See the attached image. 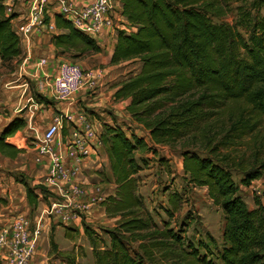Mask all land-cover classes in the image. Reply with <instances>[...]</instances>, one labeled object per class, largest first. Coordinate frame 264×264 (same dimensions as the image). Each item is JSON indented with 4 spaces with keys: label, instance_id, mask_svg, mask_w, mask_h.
<instances>
[{
    "label": "trees",
    "instance_id": "16d2710c",
    "mask_svg": "<svg viewBox=\"0 0 264 264\" xmlns=\"http://www.w3.org/2000/svg\"><path fill=\"white\" fill-rule=\"evenodd\" d=\"M237 18L228 21V0H122L123 14L135 31L118 33L111 64L139 60L140 70L122 80L114 96L130 99L127 110L148 131L149 141L120 126L106 124L101 137L116 190L102 204L120 216L101 232L85 221L95 264H264V202L255 197L250 208L232 170L238 168L246 187L264 178V158L238 160L227 147L255 134L264 123V0H240ZM0 3V57L4 66L23 57L24 50L12 20ZM49 22V18L46 20ZM60 30L51 37L56 56L78 58L103 51L98 41L74 27L59 13ZM26 126L14 117L0 133V152L17 157L22 148L6 139ZM183 142V171L193 186L206 187L222 209L221 243L212 234L198 242L186 237L188 223L171 227L183 208L180 193H169V220L160 226L145 208L139 191L142 170L137 151L154 152L158 145ZM192 148L201 149V151ZM164 161V160H163ZM100 173V172H99ZM31 208L47 197L43 184L20 181ZM0 197V202H5ZM189 219V218H188ZM68 230L76 228L67 226ZM52 250L59 249L54 236ZM74 252L68 264H78ZM0 264L4 262L0 259Z\"/></svg>",
    "mask_w": 264,
    "mask_h": 264
},
{
    "label": "built area",
    "instance_id": "2783aa9c",
    "mask_svg": "<svg viewBox=\"0 0 264 264\" xmlns=\"http://www.w3.org/2000/svg\"><path fill=\"white\" fill-rule=\"evenodd\" d=\"M14 6V3L8 5L7 10L11 12ZM57 13L97 41L113 38L121 30H136L123 14L122 0H31L26 10L12 20L24 55L32 48L34 33L51 24ZM47 62V58H39L38 66L43 67ZM104 75L103 68H84L68 60L58 63L50 87L56 100L67 103L66 108L44 129L31 126L32 134L28 137L35 168L44 173L49 203L34 225L25 213L0 222V254H3L0 259L4 264H33L44 216L56 215L65 223L84 222L96 205L104 201L99 196L101 186L92 184L90 176L84 173L90 160L97 158L101 164L102 132L85 109L76 113L72 110L76 94L98 88Z\"/></svg>",
    "mask_w": 264,
    "mask_h": 264
},
{
    "label": "rangeland",
    "instance_id": "374dc122",
    "mask_svg": "<svg viewBox=\"0 0 264 264\" xmlns=\"http://www.w3.org/2000/svg\"><path fill=\"white\" fill-rule=\"evenodd\" d=\"M8 1L6 6V12L19 16L30 5L31 0H0V3ZM230 3V12L227 17L228 21H234L237 18V7L241 4L240 0H228ZM15 4L13 10L9 12L7 10L8 5ZM264 14V8L262 9ZM110 39H104V41H98L102 47L111 45ZM109 40V41H108ZM47 38L44 45H47ZM91 55V54H90ZM90 55L74 58L72 54H62L59 56L58 63L62 60H68L80 64L84 68L97 67L94 63H91ZM90 64V65H88ZM142 64L139 60H132L121 66L123 70H129L128 74H134L138 72ZM13 65L8 64L6 66H0V74H8L13 71ZM33 94L35 93L34 90ZM0 93V102H1ZM3 98V97H2ZM10 111L4 105H0V133L9 124L7 118L10 116ZM128 135L135 132L139 136L146 138L149 141L148 131L140 125L133 122L124 121ZM131 123V125H129ZM29 129V128H28ZM20 130L19 133L6 139L7 142L14 144L18 148H22V154H19L15 158H10L3 155L0 152V196L6 201L0 202V211L4 214H13L16 216L18 213H25L30 217L31 223L34 225L38 217L43 214L45 205L49 203L48 191L46 189L47 197L44 198V202L39 204L37 208H31L27 201L25 186L20 182L22 178L27 179L32 185L43 184L44 173H39L37 169L31 166H26L27 163L33 162L32 143L28 136L32 134L31 130ZM183 142L177 143L173 146L158 145L156 147L157 152H142L137 151L136 156L141 162L142 170L138 173L139 176V191L145 200V208L150 212L157 223L162 226L163 222L169 220L165 214L164 208L170 207L168 202L169 193L176 191L180 193L183 199V208L177 213L176 217L171 222V227L179 228L180 223H188L190 225L187 228L186 237L192 241L198 242L201 238L207 239L208 233L212 234L221 243L222 232L224 227V216L222 209L214 204L213 200L209 197L206 187H197L190 185L186 181V177L183 171ZM30 147V150L28 149ZM193 150L201 151V149L192 148ZM228 151L238 160H243L245 163H252L254 154L260 153V158H264V123L258 129L255 134L247 135L243 140L235 143L223 149ZM164 160V161H163ZM98 170V171H97ZM93 172L92 177H89L90 181L94 185L101 186L99 196L104 198L111 192L113 188H116L113 182L109 179V167H101L95 170H85V175ZM100 172V173H99ZM233 177L237 183L240 184V193L247 202L250 208L255 207V197H259L264 202V178H259L252 182L249 187L241 184L243 177L242 172L235 168L232 170ZM9 205V208H7ZM13 208V209H12ZM12 210V211H11ZM51 227L50 230L42 226V233L40 236L38 248L32 262L35 258L40 256L47 259L48 264H68L66 256L70 252H74L77 256L78 264H93V255L90 250V243L85 235L78 230H70L69 234L72 237H66L63 234L55 232L56 225L62 224L58 222L59 217L51 215ZM189 218V219H188ZM5 219V218H4ZM120 216L108 214L106 208L102 203L96 205L91 215L84 219V221L102 233L106 242L109 238L101 231V228L114 226ZM5 220H3L4 222ZM81 223L83 230V222L78 220L77 222L71 221L76 225ZM42 225L43 221H42ZM51 236L55 237L58 243L59 249L64 253H58L56 250H52L50 245ZM73 254V253H72ZM73 254V255H74Z\"/></svg>",
    "mask_w": 264,
    "mask_h": 264
},
{
    "label": "crops",
    "instance_id": "0c3cea01",
    "mask_svg": "<svg viewBox=\"0 0 264 264\" xmlns=\"http://www.w3.org/2000/svg\"><path fill=\"white\" fill-rule=\"evenodd\" d=\"M3 3L7 5L8 1ZM59 32L60 30L56 27L54 17L51 20V24L39 28L34 33L33 44L29 54L27 56L25 54L23 57L15 59L11 63L14 66L13 71L4 75L0 74V93L3 95L0 105H4L10 111L11 115L7 118V121L10 122L14 117H22L26 120V126L22 128V130L30 129L31 126L42 130L49 125L57 113L62 112L66 108L67 103L56 100L53 97L50 87L53 76L57 71V59L59 58V56H56V48L51 41V37L53 34ZM117 36L110 39V41H112L110 46L103 47L102 52L91 54L89 57L91 58V63L97 66L94 68H103L105 72L98 88L95 90H82L76 94L73 100L72 110L74 113L79 109H85L101 132L105 129L106 124L120 126L127 132L122 122L128 121L136 123L127 110L130 99H117L114 96L119 83L128 76L129 72V70H123L121 68V66L129 61L111 64V57L114 52ZM46 38L48 43L44 45ZM42 57L47 58L48 62L45 66L39 67L38 61L39 58ZM2 65V59L0 57V66ZM0 70H2V68ZM32 90H34V94ZM129 125H131V123H129ZM29 129L27 131H29ZM20 130H18L15 135L19 133ZM28 149L30 150V147H28ZM102 152L101 166L99 162L96 161L97 158H92L93 160H90V165L85 170L90 171L101 167L103 169L104 167H109V179L116 187L105 148ZM20 154H22V152ZM29 165L31 168L28 169H33L35 167L34 161L29 164L27 163L26 166ZM92 175L93 172L91 171L89 176L92 177ZM115 190L116 188H113L107 196L114 194ZM7 208H9V205H7ZM12 216L13 214H4L0 211V222H3V220H10ZM58 222L62 224L59 223L56 225L55 232L65 235L68 228L67 226H71L76 228L79 232L84 233L83 227L79 222L76 225L65 223L61 220H58ZM51 223V218L43 217L44 232L46 229L50 230ZM69 231L70 230H68V232ZM0 258H3V254H0ZM48 260L49 257L44 259L40 256L39 259L38 256V259L36 257L33 264H48ZM93 264H95L94 258Z\"/></svg>",
    "mask_w": 264,
    "mask_h": 264
}]
</instances>
